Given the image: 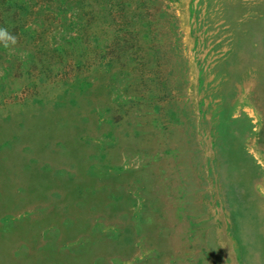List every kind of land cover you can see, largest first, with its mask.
<instances>
[{"label": "rangeland", "instance_id": "obj_1", "mask_svg": "<svg viewBox=\"0 0 264 264\" xmlns=\"http://www.w3.org/2000/svg\"><path fill=\"white\" fill-rule=\"evenodd\" d=\"M0 264H264V0H0Z\"/></svg>", "mask_w": 264, "mask_h": 264}, {"label": "clouds", "instance_id": "obj_2", "mask_svg": "<svg viewBox=\"0 0 264 264\" xmlns=\"http://www.w3.org/2000/svg\"><path fill=\"white\" fill-rule=\"evenodd\" d=\"M0 35H4V33H0Z\"/></svg>", "mask_w": 264, "mask_h": 264}]
</instances>
